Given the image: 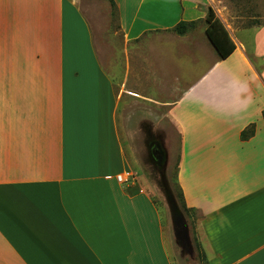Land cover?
Masks as SVG:
<instances>
[{"label": "crops", "instance_id": "obj_1", "mask_svg": "<svg viewBox=\"0 0 264 264\" xmlns=\"http://www.w3.org/2000/svg\"><path fill=\"white\" fill-rule=\"evenodd\" d=\"M113 2L125 41L177 44L162 103L204 264H264V26L230 37L234 51L180 88V43L194 41L171 30L204 20L211 0ZM118 109L77 0H0V264H172L150 196L117 180Z\"/></svg>", "mask_w": 264, "mask_h": 264}, {"label": "rangeland", "instance_id": "obj_2", "mask_svg": "<svg viewBox=\"0 0 264 264\" xmlns=\"http://www.w3.org/2000/svg\"><path fill=\"white\" fill-rule=\"evenodd\" d=\"M77 2L90 26L98 61L118 96V135L128 165L127 173L121 176L122 180L127 179L124 185L143 187L150 196L167 228L172 264H204L206 259L198 240L196 217L182 213L174 193L179 137L162 103L175 84L177 44L167 39L170 34L162 37L148 35L127 42L119 29L117 15L107 0ZM211 2L216 18L231 38L238 37L242 29L264 26V0ZM204 30L201 20L187 33L194 43H180V88L198 71L209 68L215 57ZM151 44L153 50L147 63L143 50ZM159 46L163 55L157 53L156 47ZM151 142H155L167 155L165 165L154 161ZM172 210L182 217L186 228L188 243L185 247L176 237Z\"/></svg>", "mask_w": 264, "mask_h": 264}, {"label": "trees", "instance_id": "obj_3", "mask_svg": "<svg viewBox=\"0 0 264 264\" xmlns=\"http://www.w3.org/2000/svg\"><path fill=\"white\" fill-rule=\"evenodd\" d=\"M111 6L112 9H114L115 13V4L113 0H107ZM199 21H193V22H184L180 21L172 30L175 35L177 36H184L186 35L189 30H191L195 24ZM203 23L205 25L204 34L206 36L207 41L214 49L216 56L222 60L227 58L235 49V46L233 42L231 41L230 37L228 36L227 31L223 27V25L220 23V21L216 18L213 10L211 8H208L207 14L203 20ZM253 134V127H249L245 131H243L240 135V138L242 140L248 139ZM174 186V193L177 199V203L179 208L181 209L182 213L184 215H188L191 217V212L187 210L182 202L181 196L179 195L175 184ZM203 254V253H202Z\"/></svg>", "mask_w": 264, "mask_h": 264}, {"label": "water", "instance_id": "obj_4", "mask_svg": "<svg viewBox=\"0 0 264 264\" xmlns=\"http://www.w3.org/2000/svg\"><path fill=\"white\" fill-rule=\"evenodd\" d=\"M161 165H165L167 161V155L165 154L164 151H160V155L157 159ZM173 213V222H174V227H175V234L179 242L183 247L187 245L188 239H187V232L186 228L183 226V220L182 217L177 214L174 210H172Z\"/></svg>", "mask_w": 264, "mask_h": 264}, {"label": "flooded vegetation", "instance_id": "obj_5", "mask_svg": "<svg viewBox=\"0 0 264 264\" xmlns=\"http://www.w3.org/2000/svg\"><path fill=\"white\" fill-rule=\"evenodd\" d=\"M150 144L152 145L151 151H152V154L154 155V161L157 162V159L159 157L158 153L160 155L161 147L157 146V144H155V142H151Z\"/></svg>", "mask_w": 264, "mask_h": 264}, {"label": "built area", "instance_id": "obj_6", "mask_svg": "<svg viewBox=\"0 0 264 264\" xmlns=\"http://www.w3.org/2000/svg\"><path fill=\"white\" fill-rule=\"evenodd\" d=\"M117 180L119 182H121V183H126L127 182V179L122 180V177L121 176L117 177Z\"/></svg>", "mask_w": 264, "mask_h": 264}]
</instances>
